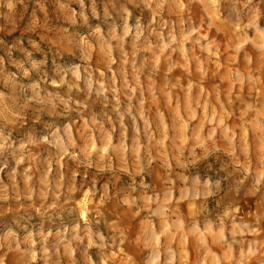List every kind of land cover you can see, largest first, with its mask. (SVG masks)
I'll return each mask as SVG.
<instances>
[{"label":"clouds","instance_id":"1","mask_svg":"<svg viewBox=\"0 0 264 264\" xmlns=\"http://www.w3.org/2000/svg\"><path fill=\"white\" fill-rule=\"evenodd\" d=\"M261 221L264 0H0V264H264Z\"/></svg>","mask_w":264,"mask_h":264},{"label":"rangeland","instance_id":"2","mask_svg":"<svg viewBox=\"0 0 264 264\" xmlns=\"http://www.w3.org/2000/svg\"><path fill=\"white\" fill-rule=\"evenodd\" d=\"M86 3H88L90 5L91 0H86ZM187 3V0H186ZM104 7V0H97V9L99 11H102ZM32 10V5H29V12H31ZM189 15H191L192 20L194 23H197L200 19V17H202L204 15V11L201 5H199L198 3H193L191 5V8L188 12ZM40 15V14H38ZM214 31V30H213ZM18 34V33H16ZM209 35H212V33H209ZM216 38L221 42V44L223 45L222 47V51H224V49L227 48V42H228V38L224 36V34H220L218 36H216ZM9 39H11L9 37ZM251 55H253L254 57V62H255V53H250ZM173 59L176 60L178 63L181 62L180 58L178 56H173ZM229 61V55H224L221 58V67L219 69L216 68V65L214 63H210L209 64V75L213 77V79L215 80L216 84H218L219 87V91L221 93H225L228 90V82L224 79V76L222 75V73H225L227 71V69L224 67V65H226ZM241 60L240 58H237V60L234 63H240ZM257 67H259V65H256ZM190 71H195V66L194 65H190ZM172 77H174L176 80H179V82L181 84H186V78L188 76V73L184 71V69L182 67H177L175 69H173L172 73L170 74ZM158 83H162V81H158ZM205 88L208 89L209 93L211 94L212 92V87L209 86V81L205 80V83L203 85ZM247 91V89L241 91V90H237V89H233L231 94L233 96H235L237 99H240L241 97L244 96V93ZM222 99L224 98V96L222 95L221 97ZM155 107V106H153ZM159 172H157L153 178L150 179H154L156 186L159 187L160 186V179H159ZM249 203V211L250 214H253L251 216V218H254V214H256V203L255 202H248ZM117 214L118 215H123L124 220L123 223L128 227L129 229V235H130V239H134L135 236L134 234L137 231V227H136V218L131 216L130 214L127 213H121L119 210H117ZM261 225L264 226V221H261ZM125 251L128 252V254L130 256H133V258L137 259V261H139V259L143 256V251L136 245H129L125 248ZM189 261L190 264H195L196 258H197V253L195 251L194 248H189ZM7 264H15V260L14 258L11 256V254H9L8 257V261Z\"/></svg>","mask_w":264,"mask_h":264}]
</instances>
